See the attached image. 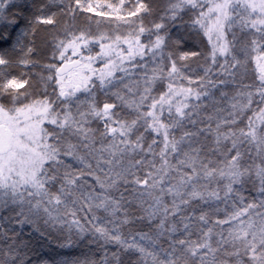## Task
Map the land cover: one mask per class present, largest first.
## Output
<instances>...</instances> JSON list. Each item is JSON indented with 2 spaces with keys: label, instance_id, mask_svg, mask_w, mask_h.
<instances>
[{
  "label": "snow or ice",
  "instance_id": "obj_1",
  "mask_svg": "<svg viewBox=\"0 0 264 264\" xmlns=\"http://www.w3.org/2000/svg\"><path fill=\"white\" fill-rule=\"evenodd\" d=\"M124 3H108L107 8L125 24L134 23L127 17H137L136 27L123 38L101 35L99 41L110 42L98 41L100 52L95 56L83 54L82 48L88 49L92 42L85 31L66 32L68 39H56L54 46L63 63L43 66L54 74L39 75L40 97L22 102L21 97L31 95L25 87L30 81L0 79V240L4 241L0 264H34V256L39 259L34 245L42 246L50 237L48 229L66 223L63 217L69 215L73 217L69 231L74 226L81 237L91 231L97 241L116 246V251H105L102 264H264V211L258 210L264 209V46L256 38L251 40V50L260 52L255 57L259 85H246L248 90L232 97L220 91L221 98H228L229 118L218 120L214 129L211 123L197 127L194 116L199 115L202 104L191 102L209 96L208 85L226 86L243 77L249 45L240 49L244 58L236 54V29L258 34L264 42V0H168L149 27L142 14L152 15L154 10L145 0H134L126 16L119 14ZM54 6L60 15L73 18L78 10L109 15L96 11L104 5H93L91 0H68L67 4L65 0H0V76L5 67L38 63L30 59L34 41L25 40L35 36L37 25L57 24ZM186 11L194 13L191 28L202 31L211 45L205 59L212 66L218 64V75L225 77L212 80L210 66L199 78V88L177 84L182 79L189 84L196 81L185 76L182 68L186 65L178 66L173 52L166 51L169 44L183 42L184 37L173 39L170 33L171 28L185 23L182 14ZM145 33L149 40L142 43L140 37ZM69 50L71 56L66 55ZM18 52L21 55L16 57ZM200 55L181 52L178 59L188 61ZM146 56L158 63L151 76L145 73L142 88L136 81L135 90L129 84L120 89L123 77L116 73L130 75L126 62L133 69L146 67L137 61ZM97 59L103 61L101 68L93 67ZM165 80L167 90L153 96L156 82ZM49 83L56 85L51 94ZM93 89L113 99L101 105ZM81 92L87 94L86 99L77 95ZM122 109L129 110L131 118ZM247 112L252 115L245 116ZM241 119L247 120L243 127L238 126ZM207 120L212 121L213 116ZM94 122L101 126L92 127ZM149 133L153 135L146 144ZM208 134L211 144L206 142ZM246 155L250 163L245 162ZM257 181L260 198L245 202V185L255 187ZM233 196L240 207L233 202L231 214L212 222L213 226L229 225L215 233V244L214 227H197L199 238L189 239L192 216L180 215L182 206L194 200L227 201ZM165 197H171L170 204ZM77 210L91 213L90 219L84 217L92 225L90 229L77 218ZM98 210L111 219L93 223L102 219L96 215ZM178 215L184 238H175L173 234L181 229L168 223ZM157 218L158 223L151 227ZM195 219L208 225L209 212L203 211ZM145 221L148 231L135 229L138 222ZM25 227L31 228L28 239H24Z\"/></svg>",
  "mask_w": 264,
  "mask_h": 264
},
{
  "label": "trees",
  "instance_id": "obj_2",
  "mask_svg": "<svg viewBox=\"0 0 264 264\" xmlns=\"http://www.w3.org/2000/svg\"><path fill=\"white\" fill-rule=\"evenodd\" d=\"M16 2H20V0H16ZM31 2V0H29ZM40 2V0H38ZM68 0H65V4H67ZM93 5L97 3H101L104 5L103 8L96 9V11L108 12L109 15L106 16H98L94 12H85L82 10H78L75 13V16L70 15H60L58 7L54 6L52 11H56L58 13L56 20L57 24L55 26L52 25H37L36 33L34 37L26 38L25 43H28L29 40L34 41L32 43V47H34L35 51L31 54L30 59L34 61H38L36 65H29L25 67L23 65H14L11 67H5L3 69V74L0 76L2 78H11L16 77L20 79H28L30 81V85L25 86L27 91L31 93L28 97H21L22 102H29L33 98H38L43 95V89L39 83V75L43 74L45 77L49 74H54V70L52 73L49 72L48 69L44 68V65L47 64H56L60 66L63 62L59 59V53L55 49V41L56 39H68L66 36V32H73L75 34H79L80 31H85L92 42L89 43L88 49H83L84 55H93L95 56L98 52H100L99 42L109 43L110 40L99 41V37L101 35H106L112 39L116 35H120L122 38L126 37L130 31H132L136 27V23L138 22L137 17H127L130 21L134 23L125 24L123 21H119L116 19L115 13H111V10L107 8L108 3L115 4L119 6V0H91ZM146 3L153 8V14L147 15L142 14L144 23L146 27L150 26V22L153 20H157L159 15L162 13L164 7L167 6L168 0H145ZM134 6V0H125V3L121 9L120 15H125L127 12L132 9ZM183 15L184 24L180 27L171 28V36L173 39L178 37H184L183 42L179 46H175L169 44L166 51L173 52V58L177 59L178 66L186 65L182 68V71L185 76L190 77L196 83L189 84L188 80L182 79L178 80V85H183L184 87H192L199 88V78L205 75V69L208 67H212V72L209 73V77L212 80L224 79L225 77L218 75V64L215 66L211 65V60H206L205 57L210 52L211 45L208 42L206 36H204L202 31L194 30L191 28V19L194 15L192 11H186ZM90 18V19H89ZM238 43L236 45V54L241 58H244V53L240 51L243 44H248L249 47L247 49V65L246 72L241 78L238 76L233 83H229L228 85H217L216 88H212L211 85H208L209 96L202 97L201 101L192 100V103H201L202 107L198 110L199 115L194 116L195 119L199 122L197 127H204L206 124L211 123L212 128H215V125L218 120L229 118L228 112L230 109V104L228 102V98H221L220 91L228 92L229 97L235 96L237 91H245L248 90L245 88L246 85L252 86L253 88L259 85V69L256 67V59L255 57L260 54L259 51H252L250 44L253 38L258 40V43H261L264 46V42L259 41V35L249 30L245 29L244 32H240L239 29H236ZM154 39V37H151ZM142 43H147L149 40V36L147 33L140 37ZM231 39V36H229ZM99 41V42H98ZM123 48H127V44L121 45ZM197 51L202 55L192 58L188 61H180L178 56L181 52H190ZM56 52V55L53 56V53ZM21 53H16V57H19ZM71 56V50L66 54ZM78 57H72V59H77ZM220 62L223 61V58H219ZM137 61L140 64L146 65L143 68H135L133 69L130 64L126 62L125 67H128L130 75H125L124 73L117 72V77H123V82L118 85L120 89H123V84H129L131 87L136 88L135 82H141V88L143 85V77L145 73L149 76L152 75V68L156 67L158 60L154 61L149 56H146L143 60H140L137 57ZM137 61H134L137 62ZM168 64L167 59L164 60V65ZM103 66V61L97 59L93 67L101 68ZM23 74V75H22ZM227 79L231 80V77H227ZM206 82V81H205ZM98 83V82H97ZM56 88L54 83H49L48 93L51 94L53 89ZM115 90V89H113ZM167 90V81H157L153 87L152 95L159 96L162 92ZM21 92H24L25 89H20ZM96 94L97 101L102 105V103L107 99L111 101L113 97L105 96L104 92L99 89H93ZM81 100L87 98L86 93H77ZM219 101V103H217ZM255 107V105L253 106ZM217 109H222V111H217ZM75 110V109H74ZM145 110H147L145 108ZM122 114L125 116H129V110L122 109ZM213 116L212 121L207 120V116ZM252 115L251 112H247L245 116ZM167 117V112L164 114ZM247 123L246 119L238 120V126L243 127L244 124ZM101 125L98 122H94L92 127H100ZM186 127L188 129L194 130L191 124L186 123ZM226 127V126H225ZM142 131V129H141ZM177 136L180 134L177 131ZM151 133L147 135V142L151 141L152 138ZM158 141L161 139L157 137ZM212 135L208 134L207 143L211 144ZM73 142H75V138H73ZM107 142V141H106ZM97 146H99V140L97 141ZM137 158H140L137 156ZM149 159L151 157H148ZM70 159V158H69ZM245 162L250 163L251 160L246 155ZM259 163V160H257ZM89 182H92V178H87ZM211 187H216V185H211ZM256 187H258V181L256 186L254 187L251 183L245 185L243 189V195L245 196V202H250L253 199L258 200L260 197L258 192L256 191ZM221 196L223 197V192H221ZM166 202L170 204L171 197H165ZM233 202L236 203L237 207H240V203L236 200L235 196L229 198L225 201L223 198L219 201L210 200L208 203H205L201 200H194L188 206L184 207V211L180 215H190L192 216V220L190 221L192 227L190 231L192 235L189 237L191 240H197L200 236V233L196 230L197 227H201L203 229H207L208 227H214V233L212 236V241L215 244V241L218 237L215 233H218L223 228L227 230L229 225L223 226H213V221L216 219H225L228 214H231L234 211ZM78 208V206H77ZM218 209V211H214ZM260 211H264V209H258ZM207 211L209 212L210 223L208 225H203L200 221L196 220L195 217L200 215L201 212ZM88 216L91 218V213H87V211H79L77 210V218L80 219V222L85 225L86 228H91L92 225L89 224L84 217ZM96 215L100 216L102 219L100 221H94L93 223H104L106 220L111 219L106 213L102 210L96 211ZM120 213H117L119 216ZM63 219L66 221L63 225H57L55 229H48L50 232V237L44 241L43 245H34L38 248V256L39 259L36 260L34 256V264H85V262H95V264H102L105 251L112 252L116 251L115 245H104L102 241H97L96 238L92 235L91 231L85 233L82 237L77 234V229L73 226L71 231H69L68 225L71 223L73 217L65 216ZM159 218L152 222L151 227H155V224L158 223ZM169 224L176 223L177 227L181 229V231L173 234L175 238H184L186 233L182 230V224L180 223L179 215L176 217H171L169 219ZM111 227V225H109ZM135 229L138 231H148L149 224L147 221L138 222L135 225ZM29 234H31V228H24V239L29 238ZM35 234H32V239L35 240ZM91 241V242H90ZM4 243L3 240H0V246ZM64 245V246H61ZM167 245L165 244V247Z\"/></svg>",
  "mask_w": 264,
  "mask_h": 264
}]
</instances>
